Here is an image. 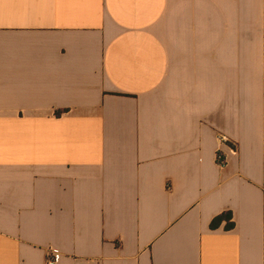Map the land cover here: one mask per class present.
<instances>
[{
    "label": "crops",
    "instance_id": "0c3cea01",
    "mask_svg": "<svg viewBox=\"0 0 264 264\" xmlns=\"http://www.w3.org/2000/svg\"><path fill=\"white\" fill-rule=\"evenodd\" d=\"M53 250L264 264V0H0V264Z\"/></svg>",
    "mask_w": 264,
    "mask_h": 264
},
{
    "label": "trees",
    "instance_id": "16d2710c",
    "mask_svg": "<svg viewBox=\"0 0 264 264\" xmlns=\"http://www.w3.org/2000/svg\"><path fill=\"white\" fill-rule=\"evenodd\" d=\"M225 221L224 228L226 230L234 227V222L232 220V213L230 211L222 212L221 214L215 216L210 222V228H218L221 223Z\"/></svg>",
    "mask_w": 264,
    "mask_h": 264
},
{
    "label": "built area",
    "instance_id": "2783aa9c",
    "mask_svg": "<svg viewBox=\"0 0 264 264\" xmlns=\"http://www.w3.org/2000/svg\"><path fill=\"white\" fill-rule=\"evenodd\" d=\"M218 138H219L221 144L229 142L228 137L223 135V134H220L218 136ZM230 148H231V151H235L234 145H231ZM217 160H218V163H220V164H224L225 163V157L222 155L221 152H218ZM55 253L56 252L54 250H53L52 253H50V256L48 257V259L46 261V264H54L55 263V261H56V254Z\"/></svg>",
    "mask_w": 264,
    "mask_h": 264
}]
</instances>
